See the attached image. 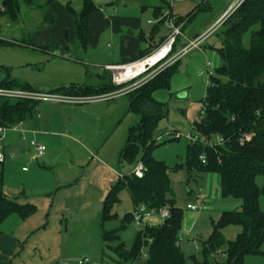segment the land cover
Segmentation results:
<instances>
[{
    "label": "rangeland",
    "instance_id": "rangeland-1",
    "mask_svg": "<svg viewBox=\"0 0 264 264\" xmlns=\"http://www.w3.org/2000/svg\"><path fill=\"white\" fill-rule=\"evenodd\" d=\"M149 1L154 6L160 4L158 0ZM164 1L169 5L165 12L171 14L172 11L174 19L189 20L184 28V37L194 40L205 35L236 0ZM60 2L64 4L66 0ZM93 2L98 8H108L117 0ZM73 6L80 11L82 2H74ZM45 15L37 6L24 8L19 22L4 20L1 23L0 40H4L6 45H0V85L6 76L45 91L70 86L73 82L79 85L78 82L85 83L86 68L93 75L85 85H98L100 81L95 72H103L88 63L90 60L81 48L62 52L44 51L40 47L34 34L50 29L44 21ZM218 29L182 62L185 65L187 60L193 59L194 68L188 72L180 70L173 77L171 91H160L157 95V99L167 105L169 114L157 131V136L162 137L156 143L153 156L169 168L171 198L183 211L180 237L193 241L188 248L190 250L184 248L187 254L198 252L197 249L211 236L213 226L219 223L224 212L241 209L240 202L222 196L218 174L190 172L186 165L187 149L192 143L188 135L194 136L192 128L209 87L207 64H210L213 74L221 65L220 44L216 36ZM65 53L69 55L68 59L62 57ZM75 59H81L83 63L78 64ZM137 84L140 82L127 85L129 93L136 90ZM186 92L189 97L185 98ZM50 105L55 104H40L37 114L26 121L23 128L19 126L8 130L1 143L6 154L3 192L19 204H32L36 208V213L18 230L24 237V248L18 250L12 260L14 264H80L85 259L89 260L87 264H118L115 254L103 242V233L121 231L124 216L138 212L139 208L134 210L132 198L124 188L120 193L121 202L114 208L118 219L102 227L100 214L111 186L119 183L120 177L131 176L140 163L133 166L124 164L119 171L112 168L127 139L128 129L137 124L140 117L130 112L128 97L109 103L122 108L120 113L123 116L119 124L109 122L106 113L97 117L90 111L92 107L105 105L59 104L50 113L56 128H49L39 111L54 107ZM34 119L36 125H33ZM21 137L28 142L22 141ZM11 138L17 145L14 148L8 145ZM34 140L46 146L48 161L31 160L30 143ZM72 158L76 159V163L72 162ZM257 185L263 187V177L257 178ZM201 193L206 196L204 205L198 199ZM188 205L198 206L199 209L197 212L190 211ZM260 206L264 212V197H261ZM13 219L20 220L16 215L10 218ZM11 222L5 223L0 230L13 231L15 228L10 226ZM164 222L157 214L146 218L141 227L134 222L120 232V241L114 245L124 244L127 250H131L142 230ZM240 231V227L231 225L224 229L223 234L226 241L232 242ZM245 264H264V257L248 256Z\"/></svg>",
    "mask_w": 264,
    "mask_h": 264
},
{
    "label": "trees",
    "instance_id": "trees-1",
    "mask_svg": "<svg viewBox=\"0 0 264 264\" xmlns=\"http://www.w3.org/2000/svg\"><path fill=\"white\" fill-rule=\"evenodd\" d=\"M80 1V11L75 10L71 3H67V9L74 20L75 41L79 48L85 50L90 17L96 7L93 0ZM56 2L5 0V13L0 20L17 23L24 8L37 6L45 14ZM165 10L164 4L155 10L158 19H161L160 24L170 18L165 16ZM188 21L179 18L174 23L178 28ZM216 36L220 44L221 65L210 79L199 120L193 125L192 132L197 141L188 146L186 165L190 172L218 174L222 196L240 202L241 209L224 212L197 253L185 252L180 237L183 211L171 198L169 168L153 156L158 142L157 131L169 114L167 105L158 101L155 94L171 91L173 77L179 73L181 60H178L148 83L127 94L130 112L140 119L128 131L125 145L119 153V163L133 166L140 161L145 167V174L143 178L133 174L125 176L112 187L105 197L100 223L104 227L118 219L114 208L120 204V193L124 188L129 192L135 209L142 205L148 211L167 209L170 217L162 225L142 230L131 250H127L124 244L115 246L114 243L120 241V232L134 223V213L124 216L121 231H105L103 242L115 254L118 264H245L248 256L264 257V212L260 206L264 185L262 188L257 185V178H264V0H246L225 20L216 31ZM178 39L179 36L166 60L177 55ZM4 43L0 40V45H6ZM151 55L143 54L142 60ZM98 80V85L72 84L50 93L90 97L121 89L113 84L112 74L108 71L98 76ZM0 87L33 91L27 83L12 80L9 76L5 77ZM39 105V102L0 98V126L11 128L22 124L34 115ZM245 134H252L253 137L251 141L241 143ZM219 138L225 143L218 144ZM2 183L0 173V227L13 215L22 220L31 218L36 213L35 206L19 204L8 198L3 193ZM231 225L240 227L241 231L235 241L228 242L223 231ZM143 247L147 248L146 259L141 257Z\"/></svg>",
    "mask_w": 264,
    "mask_h": 264
},
{
    "label": "crops",
    "instance_id": "crops-1",
    "mask_svg": "<svg viewBox=\"0 0 264 264\" xmlns=\"http://www.w3.org/2000/svg\"><path fill=\"white\" fill-rule=\"evenodd\" d=\"M158 1H160V4L156 6L152 5L153 2L149 0H135L134 2L131 0H117V2H112L108 8H103V7L98 8L95 5L96 11L91 15L89 21L87 48L85 50L82 49V52L84 53L86 52V57H88L90 60L88 61V63L90 62L96 69L102 70L103 73L101 74L95 72L97 77L103 75L104 72H107L106 68L109 66L130 65L142 60V55L145 53L153 54L159 48H161L166 44L169 38L173 36L172 34H174L176 29H180L181 31V34L179 35V39L177 42V54L182 52L188 45L197 41L201 37L200 36L194 40L185 38L184 28L186 27V24H182L177 28L174 23L175 19L172 14V11L171 14L164 11L165 16H168L170 18H168V20L164 24H160L159 22L161 21V19H158L155 10L157 7H160L163 4V2L166 9L169 5L164 0H158ZM67 3H71L72 7L74 8L73 6L74 2H71L70 0H66V3L64 4L61 3L60 0H57V2L48 10V12L44 17V21L47 23L48 26H50V29L46 32L38 31L34 34L35 40L39 42L40 47L44 51L59 50L63 52V51L77 50V49L80 50V48L78 47L75 41L74 20L68 12ZM231 7L222 13V15L216 20V22L210 27V29L221 21L223 16L231 9ZM170 33L171 35H169ZM198 48H200V45ZM190 52L186 54V56H183L181 59H179L181 60L179 72L180 70H183V72L185 71L188 72L194 68L193 59L187 60L185 65H182V62L186 57H188ZM68 56L69 55L66 53L62 55V57L65 59H68L69 58ZM75 60H76L75 62H77L78 64L83 63L81 59L79 60L75 59ZM85 70L86 73L84 74L85 75L84 81L86 83L87 82L86 80L92 78L93 74H91L92 72H90L89 69L86 68ZM85 83L78 82L79 85H85ZM32 88L35 91L48 92V93L57 90V89H52V90L49 89L45 91L39 88H34V87ZM159 92L155 94L156 99ZM124 97H127V95L120 96L118 98H115L107 102L93 103V105L95 106L98 105H105V106L92 107L90 111H92L93 114L97 117L101 113H106V116L109 118V122H112L113 124L115 123L119 124L123 116V114L120 113V110L122 108L119 107L118 105H109V103L118 101L119 99H122ZM183 97L185 98L189 97L188 93ZM55 105H59V104H55ZM55 105H50V107L54 106L51 107L50 109L42 108L41 112L39 111L40 114H43L42 118L45 121L44 123L47 124L49 128L50 127L56 128L55 124L52 121V115H50V113H52L51 111L57 108V106ZM37 112L38 110H36L33 116L28 117L19 126L23 128V124L26 121L33 118L37 114ZM35 123H36V119L33 120V125H36ZM156 137H157V141L159 142V139L162 136L158 135ZM25 142L28 141L25 140ZM9 144H11L13 148L17 146L12 138L9 139L8 145ZM120 151L118 152V154L116 155L113 161L114 167L112 168L116 171L121 170L124 164H126V163L124 164L119 163ZM3 153L5 155V162L3 164H0V173H2V177H3V166L6 163V154L4 147H3ZM29 153L30 155H32L31 160L35 162H39V161L46 162L49 159V156H47L46 153L44 156L39 157L32 147L30 148ZM12 156H13L12 159H14V155ZM72 162L76 163V159L72 158ZM23 171L25 172V168H23ZM123 177H120L119 181H121ZM113 186L115 185H112L111 189ZM5 195L8 197L7 194ZM11 200H15V199H11ZM134 210L136 209L134 208ZM10 218L7 219L5 223L12 221L11 222L12 224L10 226H13L15 229L13 231L0 230V264H14L15 261L12 259L15 257V254L17 253L18 250H22V248H24L22 244L23 243L22 238L24 237L20 236L21 232L18 230L19 228L25 226V223L30 218L27 220H22L19 217L18 218L20 220H15V219L10 220ZM192 242H193L192 240L182 239V244L185 245V248L187 250H190L188 248L190 247Z\"/></svg>",
    "mask_w": 264,
    "mask_h": 264
},
{
    "label": "built area",
    "instance_id": "built-area-1",
    "mask_svg": "<svg viewBox=\"0 0 264 264\" xmlns=\"http://www.w3.org/2000/svg\"><path fill=\"white\" fill-rule=\"evenodd\" d=\"M70 1L71 2H77L80 0H70ZM245 1L246 0H236L234 2L233 6L231 7V9L227 12V14H225V16L221 19V21L216 26L211 28L205 35L201 36L197 41L188 45L182 52H180L179 54H177L173 58L166 60V58L171 53V50H172V47L175 43L176 37L181 34L180 29H176L174 32V35L169 39V41L166 43V45L159 48L150 57L158 55V53L162 52V50H164L167 46H169L168 54L162 60L157 62V64H155L153 66H149L148 69L146 68L145 71H143L142 73H140L136 76H133V77L128 78V79H123L122 74L124 72H126L128 70V68H131L137 64H140L141 62H144L146 59H148L150 57H148L144 60H141L139 62L130 64V65H126V66H109V67H107L106 70L112 74L113 84L115 86L121 88L118 91H115L113 93H109V94H105V95L90 96V97H79V96H67V95H62V94L40 92V91L35 92V91H29V90H13V89L0 88V98H7V99L19 100V101H33V102H39L40 104H42V103L47 104L48 103V104H69V105L83 106V105H87V104L107 102V101L113 100L115 98H118L120 96H124L125 94L129 93V89H127V85L132 84L134 82L135 83L140 82V84H137V87H135V89L143 86L144 84L148 83L150 80L155 78L162 70H164L165 68L174 64L176 61H178L183 56L188 54L191 50L198 48L199 45L201 44V42L204 41L207 37H209L210 34L215 32V30L218 29L219 26L222 25V23L230 16L229 14L236 11ZM4 13H5V0H0V16H2ZM3 21H4L3 19L0 20V23H2ZM163 61H165V62L160 67H158L157 69H155L151 73L147 74L148 71L155 68L158 64H160ZM207 68H208V83L210 85V79L212 76H214V74L210 70L211 66L209 63L207 64ZM197 120H199V118ZM17 127H19V125L11 127V128L0 126V164H3L5 162V155L3 153V148L1 146V143L4 139L3 136L8 130L15 129ZM177 135L181 136L180 133H178ZM252 137H253L252 134H245L244 137L241 139V143L251 141ZM188 139L191 142L197 141V139L191 134L188 135ZM23 140H25V139L23 138ZM217 143L218 144H224L225 141L223 139L219 138ZM30 145L35 150V152L37 153V155L39 157H42L45 155V152H46V146L45 145L38 143L35 140L32 141ZM202 159L204 161V158H202ZM144 174H145V167L140 162L137 165V167L134 169L133 175L136 176L137 178H143ZM198 199L201 201L202 205H204V202L206 201V196L201 193L198 196ZM198 209H199L198 206L188 205V210L196 212V211H198ZM154 214L159 215V217L163 220H166L170 217V212L167 209L160 210L159 212L148 211L146 206L142 205L139 207V211L134 213V222H136L137 225L139 227H141L144 224V220L146 218L153 216ZM150 243H151V241H150ZM141 257H142V259H146L148 257L147 248H144V247L142 248ZM87 263H89V260L85 259L80 264H87Z\"/></svg>",
    "mask_w": 264,
    "mask_h": 264
},
{
    "label": "bare ground",
    "instance_id": "bare-ground-1",
    "mask_svg": "<svg viewBox=\"0 0 264 264\" xmlns=\"http://www.w3.org/2000/svg\"><path fill=\"white\" fill-rule=\"evenodd\" d=\"M168 52L169 46L162 50V52L158 53V55L152 56L146 59L144 62L135 65L134 67L128 68V70L122 74L123 79H128L142 73L146 70L147 66H153L162 60L168 54Z\"/></svg>",
    "mask_w": 264,
    "mask_h": 264
},
{
    "label": "water",
    "instance_id": "water-1",
    "mask_svg": "<svg viewBox=\"0 0 264 264\" xmlns=\"http://www.w3.org/2000/svg\"><path fill=\"white\" fill-rule=\"evenodd\" d=\"M147 69L149 68V66L146 67Z\"/></svg>",
    "mask_w": 264,
    "mask_h": 264
}]
</instances>
